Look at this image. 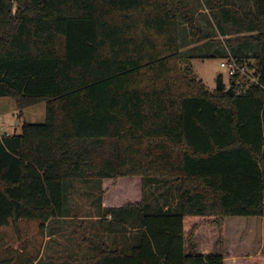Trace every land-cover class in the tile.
Instances as JSON below:
<instances>
[{
    "label": "trees",
    "instance_id": "trees-1",
    "mask_svg": "<svg viewBox=\"0 0 264 264\" xmlns=\"http://www.w3.org/2000/svg\"><path fill=\"white\" fill-rule=\"evenodd\" d=\"M242 30L245 56L235 35L212 54L230 51L256 82L234 74L233 94L209 91L184 46ZM0 97L18 117L45 102L43 123L0 135V264L38 260L46 230L70 216L69 235L97 253L63 251L66 264H224L196 252L195 235L264 217V0H0ZM122 176L141 178L142 197L102 206L99 189L95 235L64 183Z\"/></svg>",
    "mask_w": 264,
    "mask_h": 264
},
{
    "label": "rangeland",
    "instance_id": "rangeland-1",
    "mask_svg": "<svg viewBox=\"0 0 264 264\" xmlns=\"http://www.w3.org/2000/svg\"><path fill=\"white\" fill-rule=\"evenodd\" d=\"M194 6H199L198 2H192ZM201 7V6H200ZM197 13H202V19L205 13H209V9H198ZM197 15V14H196ZM199 17V28L200 32H197L196 36L202 35L206 28ZM223 27L230 28V26L225 23ZM185 25L180 26V30H183ZM232 28V27H231ZM232 29H235L233 27ZM238 30V28H236ZM242 33L229 34V36H238V40L234 41L233 47L246 46L245 42H250V33L242 30ZM242 34V35H241ZM214 42L219 43L220 46H225L226 49H230L228 45H225L224 37L219 31H215L212 36ZM207 41V40H205ZM252 42V41H251ZM253 44V43H252ZM244 45V46H243ZM208 48H216V45H208ZM254 46L247 44V51H253ZM241 52V55L247 54L246 48ZM230 52V51H229ZM226 57H233L228 55ZM225 59L222 55L218 53H213L211 56L205 57L204 59H194L191 62L192 74L196 79L201 80L209 91L216 89V78L220 74L223 79V83L226 87L230 85V76L226 69L220 66L221 60ZM242 82H248L246 75L241 77ZM241 82V83H242ZM249 83V82H248ZM244 86L247 83H242ZM243 86V87H244ZM45 120V102H37L25 107L22 111L20 117H18L17 108L15 102L10 97H0V125L2 129L0 134H11L20 133L21 125L24 121L29 123H43ZM71 184L73 187V197L74 202L72 204L75 212L82 217L84 214H89L87 216L90 222L91 232L97 230V224L94 221L95 216V205L94 198L99 189L103 190L102 202L109 206H118L126 203L137 202L142 197V180L138 176L132 177H119L117 179H99L96 177L92 178H75L64 183L66 185ZM151 187L147 188L149 190ZM67 205H71L69 200ZM173 199V198H172ZM74 217H65L61 219L54 220L53 223L59 222V225L55 227L56 235L54 238L55 242L58 240L60 242H67L68 246L73 252L77 253L83 250L84 247L78 245L77 247V237L65 234L71 231L70 226L64 225L72 222ZM246 217L233 216L226 218L227 221L224 223L223 234L220 236L216 228L212 227L209 229L202 230L197 233L194 237V242H197V251L199 253L208 252H220L224 256L231 257L237 256L234 262L230 263L229 258L226 264H264V217L251 219L256 217H248L250 219H244ZM56 221V222H55ZM48 232V230H47ZM67 236V237H66ZM57 240V241H56ZM46 241V232L43 238L42 248ZM128 242H133L132 239H128ZM186 250L189 251L188 241H186ZM86 251L93 253L95 247L85 246ZM41 248V251H42ZM40 251V254H41ZM204 254V253H203ZM40 256V255H39ZM254 258V260L252 259ZM92 264H98L92 263Z\"/></svg>",
    "mask_w": 264,
    "mask_h": 264
},
{
    "label": "crops",
    "instance_id": "crops-1",
    "mask_svg": "<svg viewBox=\"0 0 264 264\" xmlns=\"http://www.w3.org/2000/svg\"><path fill=\"white\" fill-rule=\"evenodd\" d=\"M223 37L227 38V37H229V35L226 34ZM208 45H216V48H208ZM225 49H226V47H225ZM183 50L187 54H191V55L194 56L191 59V62H192V60H194V59H201L202 60V59H204L203 56H206L207 54L211 55L212 52H215V51H221L222 48L220 47L219 43H217V42H213L212 41V42L207 43V44L204 45V41H200L198 43L189 44V45L184 46ZM229 54L231 55L230 52H228V55ZM225 55H226V53H225ZM222 57L224 58V56H222ZM227 58H231V57H225V59H227ZM101 205L102 206H109V205L103 204V202H102ZM88 215L84 214L81 218H83L84 221H85L83 226H86V227H88L90 229L91 224H90V222L87 219ZM95 216H96V219L94 221H96L95 223L97 224V230L93 231L92 233L95 234V235H99L98 223H97V220H98L99 217L96 215V210H95ZM63 218H65V217H63ZM59 219H61V218H59ZM58 225H59V222L52 223L51 228L47 229L48 232L46 230V241H45L44 246L42 248L41 254H40L39 258H38L39 264H66V263H64L62 261V259L60 260V258L62 257L63 251H67L68 253L77 254V255H80V256L81 255L82 256H93L94 254L97 253V250H94L93 253H89L90 250L86 251V247L85 246H88V245L79 243L78 240L76 242L77 243V247H79L78 245H81V247H84V248H83L82 251L77 252V253L72 251V249L68 246L67 242H60L59 240L58 241L56 240L57 242H55V239H54V238H56L55 237V235H56L55 227L58 226ZM64 225H67V224H64ZM209 228H212V227H207L205 229H209ZM205 229H203V230H205ZM90 231H91V229H90ZM69 233L70 232L65 233V234H67V236H68ZM127 236H128V234H127ZM131 236H132V233H131ZM112 239H113L112 236L108 235L105 240L109 243V245L111 247H114ZM129 239H132V238H129ZM124 242H125L124 251L125 252H129L132 244H131V242H127V237L126 236L124 237ZM186 243L187 242H185V250H186ZM193 244L195 246V251L198 252L197 251V242H194V239H193ZM203 253L206 254L208 252H203ZM213 253H218L219 254L220 252H213ZM236 257L237 256H231V257L224 256V264H226V261H227L228 258H229L228 261H230V263L234 262V259H236ZM38 260L33 261L32 264H36V262Z\"/></svg>",
    "mask_w": 264,
    "mask_h": 264
},
{
    "label": "built area",
    "instance_id": "built-area-1",
    "mask_svg": "<svg viewBox=\"0 0 264 264\" xmlns=\"http://www.w3.org/2000/svg\"><path fill=\"white\" fill-rule=\"evenodd\" d=\"M220 66L225 68L229 76H232L234 74H241L245 75L248 67L246 64L237 63L233 58H227L220 62ZM249 83L256 82V78L250 76L248 77ZM2 129V126L0 125V130ZM1 135V134H0Z\"/></svg>",
    "mask_w": 264,
    "mask_h": 264
},
{
    "label": "water",
    "instance_id": "water-1",
    "mask_svg": "<svg viewBox=\"0 0 264 264\" xmlns=\"http://www.w3.org/2000/svg\"><path fill=\"white\" fill-rule=\"evenodd\" d=\"M216 89L225 90L229 94H233V87L232 84H230L228 87H226L223 83L222 76L220 74L217 75L216 78Z\"/></svg>",
    "mask_w": 264,
    "mask_h": 264
}]
</instances>
